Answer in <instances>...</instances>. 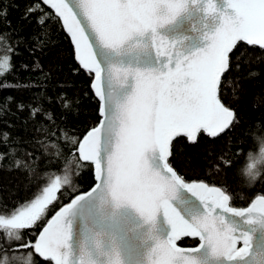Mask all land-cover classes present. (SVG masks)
I'll use <instances>...</instances> for the list:
<instances>
[{"label":"snow or ice","instance_id":"obj_1","mask_svg":"<svg viewBox=\"0 0 264 264\" xmlns=\"http://www.w3.org/2000/svg\"><path fill=\"white\" fill-rule=\"evenodd\" d=\"M21 2L23 9L17 0H0V89L8 87L3 78L14 70L15 56L27 53L31 63L22 62L23 70L40 75L23 85L31 92L27 98L14 86L21 95L0 102L3 170L26 178L52 168L75 175L91 162L99 180L92 193L106 191L117 206H132L148 222L159 216L168 226L163 238L154 237L148 264H204L198 254L205 250L210 264H247L250 257L253 264H264V251L252 255L257 233L264 249V195L246 208L229 206V180L243 195L264 184V174L248 178L251 165L237 167L225 155L231 142L251 140L264 157V116L241 115L247 85L264 76V0ZM10 7L20 11L23 24L13 27ZM29 26L34 27L27 32ZM57 29L70 35L74 71L90 78L100 103L101 119L82 138L70 129L83 114L88 91L64 80L55 82L53 97V69L42 60ZM251 104L264 111V94L253 96ZM247 156L254 157L251 151ZM200 160L214 169L223 190L186 183L178 174L199 167ZM60 186L57 177L42 199L0 210V230H6L0 232V264H71L65 220L92 193L63 208L38 240L26 239L28 232L7 238L31 230ZM182 237L200 243L178 248Z\"/></svg>","mask_w":264,"mask_h":264},{"label":"trees","instance_id":"obj_2","mask_svg":"<svg viewBox=\"0 0 264 264\" xmlns=\"http://www.w3.org/2000/svg\"><path fill=\"white\" fill-rule=\"evenodd\" d=\"M4 2L7 3V0H4ZM17 2H19V8L23 9L24 3L21 0H17ZM19 17L20 11L10 7L8 20L12 22L13 27L24 23ZM32 27L34 26H29L26 31L30 32ZM50 39L53 42V46L47 51V55L42 58L43 63L46 66L50 65L53 69L52 79L54 82L50 85L52 89L50 94L55 97V82L64 80L74 82L77 91L81 89L88 91V96L84 97L83 100L85 105L83 114L78 120L73 121L75 127L70 129L73 132L78 129V135L82 138L85 129L89 128L91 124H97L100 120L99 101L93 96V92L89 88V84L91 83L90 78L83 72L75 73L74 71L78 65L73 58V45L66 31L57 29V31L51 33ZM257 51L259 50L257 49ZM22 62L31 63V58L28 57L27 53L12 58V63L15 65V68L3 78L8 87L6 89H0V102L7 97L18 98L21 95V92L17 91L14 86H20L25 98L31 94L30 91L23 89V85L30 83L29 77L35 78L40 73L23 70ZM247 89L248 96L241 105V115L245 117L252 116L258 119L264 116V111L254 110L251 101L253 96L264 94V76L252 80L247 85ZM85 121H88V123H85ZM3 123L5 122L0 121V124ZM236 131L239 132V129ZM229 135L231 136L233 133ZM249 151L253 153V156H256L259 153V148L251 140H248L246 143L233 141L227 146L225 155L228 161L235 163L237 167H242L250 161L247 156ZM199 163V167H185L178 174L182 176L186 183L202 182L208 184L209 187H221L223 190L225 186L221 183L220 177L213 174L214 169L210 170L206 168L203 160H200ZM6 164L7 162H5ZM5 165H0V210L4 207L12 210L30 205V203H33L42 195L44 190L52 186L57 177L61 180V186L55 191L53 199L44 207L41 217L36 221L32 229L19 230L21 233L28 232L29 235L25 238L33 239V242L36 240L45 223L59 208L68 204L74 197L89 191L95 183L91 164L83 170H76L75 175L63 169L58 172L56 168H52L48 172L42 173L39 177L35 178H26L23 173L17 171L10 172L3 170ZM65 176H68V178L71 177V179H68V183L64 182ZM229 187L233 191L232 198L229 202V206L232 207L246 208L257 196L264 195V184H254L250 189H246L243 195L235 191L234 182L231 180H229ZM3 214L6 218H10L8 212H4ZM0 232L6 233V230H0ZM197 243V240L183 238L179 240L178 245L181 247H193ZM40 259L43 260L42 257ZM49 264H53L52 261Z\"/></svg>","mask_w":264,"mask_h":264},{"label":"water","instance_id":"obj_3","mask_svg":"<svg viewBox=\"0 0 264 264\" xmlns=\"http://www.w3.org/2000/svg\"><path fill=\"white\" fill-rule=\"evenodd\" d=\"M186 34L194 35L191 31ZM96 98L99 101L98 97ZM88 163L91 164V162ZM91 165L95 178V165ZM98 184L99 180L95 178L94 186L78 196L92 193ZM78 196L51 216L42 227L36 240L39 239V235L43 233L44 229L59 216L63 208L71 204ZM65 224L69 229L67 243L71 253V264H81V261L83 264H112L117 258L120 264H148V254L155 244L154 237L163 238L168 232V226L161 217L158 216L154 222L145 221L132 206L126 204L117 206L106 191L94 192L80 200L66 217ZM183 238L197 240L196 246L200 243L198 238L182 237L181 239ZM259 239L260 234L257 233V243L252 249L253 257L264 251L259 246ZM178 242L179 240L176 241L178 248H192L181 247ZM237 247H243L242 241L238 242ZM198 255L204 264H210L207 250ZM52 263L55 264V261ZM247 264H253L251 257Z\"/></svg>","mask_w":264,"mask_h":264},{"label":"clouds","instance_id":"obj_4","mask_svg":"<svg viewBox=\"0 0 264 264\" xmlns=\"http://www.w3.org/2000/svg\"><path fill=\"white\" fill-rule=\"evenodd\" d=\"M248 164L251 165V168L245 172L246 177L254 180L258 179L261 174H264V157H261L259 154H257L249 161ZM69 179H71V177H69ZM21 235V232L15 231L11 236H7V238L10 240H15L20 238Z\"/></svg>","mask_w":264,"mask_h":264},{"label":"rangeland","instance_id":"obj_5","mask_svg":"<svg viewBox=\"0 0 264 264\" xmlns=\"http://www.w3.org/2000/svg\"><path fill=\"white\" fill-rule=\"evenodd\" d=\"M45 191H46V190H44V192L42 193V195H41L38 199H42V198H43V196L45 195ZM54 195H55V193L53 194V197H54ZM34 202H35V201H34ZM34 202H33V203H34ZM30 204H31V203H30ZM47 205H48V204H46L45 206H47ZM27 206H28V205H27Z\"/></svg>","mask_w":264,"mask_h":264}]
</instances>
